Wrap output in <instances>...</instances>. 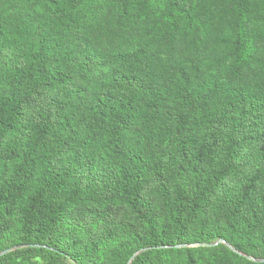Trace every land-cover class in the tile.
Wrapping results in <instances>:
<instances>
[{
	"label": "trees",
	"instance_id": "trees-1",
	"mask_svg": "<svg viewBox=\"0 0 264 264\" xmlns=\"http://www.w3.org/2000/svg\"><path fill=\"white\" fill-rule=\"evenodd\" d=\"M262 260L264 0H0V264Z\"/></svg>",
	"mask_w": 264,
	"mask_h": 264
},
{
	"label": "water",
	"instance_id": "water-1",
	"mask_svg": "<svg viewBox=\"0 0 264 264\" xmlns=\"http://www.w3.org/2000/svg\"><path fill=\"white\" fill-rule=\"evenodd\" d=\"M220 242H218V243H216V244H214V245H218ZM202 246H204V247H208V245H202ZM210 246H212V245H210ZM231 248V247H230ZM232 249V248H231ZM6 252H3L1 255H3V254H5ZM249 260H252V261H254V259H252V258H249ZM262 262H264V260H262Z\"/></svg>",
	"mask_w": 264,
	"mask_h": 264
},
{
	"label": "rangeland",
	"instance_id": "rangeland-1",
	"mask_svg": "<svg viewBox=\"0 0 264 264\" xmlns=\"http://www.w3.org/2000/svg\"><path fill=\"white\" fill-rule=\"evenodd\" d=\"M219 245V244H218ZM215 246H217V245H215Z\"/></svg>",
	"mask_w": 264,
	"mask_h": 264
}]
</instances>
